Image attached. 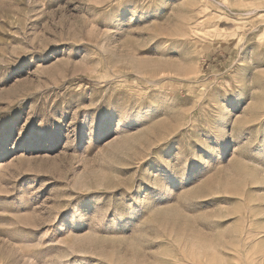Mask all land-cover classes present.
Instances as JSON below:
<instances>
[{
    "label": "rangeland",
    "instance_id": "374dc122",
    "mask_svg": "<svg viewBox=\"0 0 264 264\" xmlns=\"http://www.w3.org/2000/svg\"><path fill=\"white\" fill-rule=\"evenodd\" d=\"M0 264H264V0H0Z\"/></svg>",
    "mask_w": 264,
    "mask_h": 264
}]
</instances>
